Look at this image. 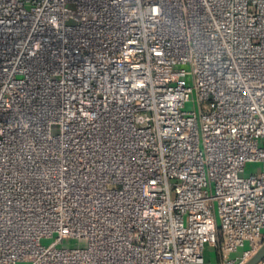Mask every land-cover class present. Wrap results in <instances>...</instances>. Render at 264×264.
Returning a JSON list of instances; mask_svg holds the SVG:
<instances>
[{
	"label": "built area",
	"instance_id": "obj_1",
	"mask_svg": "<svg viewBox=\"0 0 264 264\" xmlns=\"http://www.w3.org/2000/svg\"><path fill=\"white\" fill-rule=\"evenodd\" d=\"M263 241L264 0H0V264Z\"/></svg>",
	"mask_w": 264,
	"mask_h": 264
},
{
	"label": "rangeland",
	"instance_id": "obj_2",
	"mask_svg": "<svg viewBox=\"0 0 264 264\" xmlns=\"http://www.w3.org/2000/svg\"><path fill=\"white\" fill-rule=\"evenodd\" d=\"M69 12H70V19L69 23H77L80 20L79 16H76L73 14V6L71 4H68L67 6ZM186 82L188 84H191V77L187 76ZM191 98H193L191 96ZM193 104L192 101L187 103L186 108L192 109ZM261 169L260 163L257 162H250L247 163L244 167V170L240 172V176L247 177L251 174H257ZM83 240H74V239H64L61 242V246L63 247H81L84 246ZM221 262V254L219 251V244L217 243L215 246H207L204 250V263L203 264H220Z\"/></svg>",
	"mask_w": 264,
	"mask_h": 264
},
{
	"label": "water",
	"instance_id": "obj_3",
	"mask_svg": "<svg viewBox=\"0 0 264 264\" xmlns=\"http://www.w3.org/2000/svg\"><path fill=\"white\" fill-rule=\"evenodd\" d=\"M264 259V241L256 252L243 264H257L259 261Z\"/></svg>",
	"mask_w": 264,
	"mask_h": 264
},
{
	"label": "crops",
	"instance_id": "obj_4",
	"mask_svg": "<svg viewBox=\"0 0 264 264\" xmlns=\"http://www.w3.org/2000/svg\"><path fill=\"white\" fill-rule=\"evenodd\" d=\"M218 264V263H217Z\"/></svg>",
	"mask_w": 264,
	"mask_h": 264
}]
</instances>
